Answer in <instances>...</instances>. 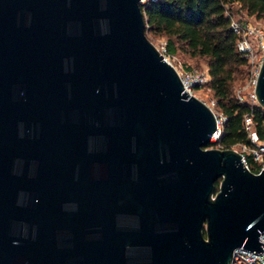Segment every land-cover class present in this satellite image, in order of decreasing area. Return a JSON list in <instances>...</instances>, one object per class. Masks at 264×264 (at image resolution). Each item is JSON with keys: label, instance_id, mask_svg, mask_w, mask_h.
<instances>
[{"label": "water", "instance_id": "1", "mask_svg": "<svg viewBox=\"0 0 264 264\" xmlns=\"http://www.w3.org/2000/svg\"><path fill=\"white\" fill-rule=\"evenodd\" d=\"M144 2L0 0V264L264 249V167L206 146L218 116L148 36Z\"/></svg>", "mask_w": 264, "mask_h": 264}, {"label": "trees", "instance_id": "2", "mask_svg": "<svg viewBox=\"0 0 264 264\" xmlns=\"http://www.w3.org/2000/svg\"><path fill=\"white\" fill-rule=\"evenodd\" d=\"M229 3L264 19V0H145L143 11L147 32L165 36L168 53L206 57L208 84L225 116L217 141L223 146L241 143L256 148L246 119L251 117L258 139H264V107L252 99H240L233 87L247 72L249 58L237 46L240 34L231 26ZM242 152L250 169L257 171L260 163L254 153Z\"/></svg>", "mask_w": 264, "mask_h": 264}, {"label": "rangeland", "instance_id": "3", "mask_svg": "<svg viewBox=\"0 0 264 264\" xmlns=\"http://www.w3.org/2000/svg\"><path fill=\"white\" fill-rule=\"evenodd\" d=\"M230 9L233 10V16L235 18H238L240 21L243 22H250L251 26L253 27V30L251 32L246 33L245 35L253 45V54L251 59L249 58L248 64H247V72L243 77L238 78L234 83L233 87L235 91L237 92V88H242L245 94V99H252V97L248 94V90H251L252 84L249 82L251 81L253 77V71L256 65H259L262 62L264 52L262 48H259L257 46V41L259 35L256 33L259 31H262L264 33V19L263 18H258L254 15H251L247 13L245 10H241L238 7L237 3L230 4ZM148 36L150 39L155 43V45H160L163 39H166L165 36L156 34L154 32H147ZM170 59L172 62L177 65L179 68H185L189 70H197L198 72H203L208 76V79L204 81L203 83L197 84L192 88V93L195 95L199 96L203 100H205L215 111L217 115H224L222 110L219 108L217 99L214 96L213 90L208 84V81L210 79V74L208 71V62L206 57L203 56H190L189 54L186 53H176V54H170ZM188 65V66H187ZM258 102V101H257ZM259 103V102H258ZM263 106V105H262ZM264 107V106H263ZM222 126V121L220 122ZM213 143L209 146L211 147H223L221 142H218V137L217 136H212ZM258 146L256 148L254 147H249L241 143H236L233 146L238 148L240 151H244L248 154L253 153L255 149L258 151H261L262 153V159L264 161V139H258L257 141ZM220 180V179H219Z\"/></svg>", "mask_w": 264, "mask_h": 264}, {"label": "built area", "instance_id": "4", "mask_svg": "<svg viewBox=\"0 0 264 264\" xmlns=\"http://www.w3.org/2000/svg\"><path fill=\"white\" fill-rule=\"evenodd\" d=\"M231 15V26L233 27V29L240 34L238 41H237V46L238 48L243 51L250 59L252 57L253 54V45L251 44V42L249 41V39L247 38V36L245 35L246 33L249 34V32H251L253 30V27L251 26L250 22H243L240 21L238 18H235L233 16V13L228 11ZM257 35H259L258 37V41H257V46L259 48H264V33H262V31H259L256 33ZM160 51L163 53L164 58L167 59L168 61H170L172 64H174L172 62V60L170 59V53H168L167 51V39H163L162 42L160 43V45L157 46ZM175 65V64H174ZM261 63L259 65H256L253 71V77L251 79V81L249 82L250 84H252V88L249 91L248 90V94L252 97L253 101H257L256 99V95H255V83H256V79H257V74L259 71V67H260ZM175 67L177 68L180 77L183 81L184 87L187 91L192 93V88L194 86H196L197 84L203 83L204 81H206L208 79V76L203 73V72H198L197 70H189V69H185V68H179L177 65H175ZM237 95L240 99H245V94L244 91L242 90V88H237ZM218 116V129L215 132L214 136H219L221 133V121H223V119L225 118V116L223 115H217ZM246 123H247V127H249L251 129V136L252 139L254 141L258 140V134L256 132L255 129L252 128V120L251 117H247L246 119ZM254 158L260 163V166L257 170L260 171L263 167H264V161L262 159V153L261 151H258L257 149L254 150ZM245 163L247 164V166H249V164L247 163V160L245 159V156H243ZM261 240L264 241V232L261 233L260 236ZM264 247V244H263ZM231 264H264V249L259 252L253 249H249L246 248L244 246H240L237 247L234 251L233 254V259Z\"/></svg>", "mask_w": 264, "mask_h": 264}]
</instances>
